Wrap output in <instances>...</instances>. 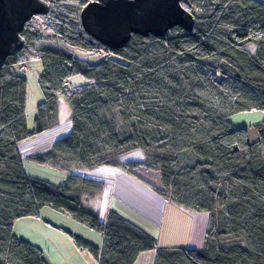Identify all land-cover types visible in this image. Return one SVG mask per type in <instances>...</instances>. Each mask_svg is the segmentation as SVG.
<instances>
[{"label":"trees","instance_id":"1","mask_svg":"<svg viewBox=\"0 0 264 264\" xmlns=\"http://www.w3.org/2000/svg\"><path fill=\"white\" fill-rule=\"evenodd\" d=\"M49 1V14L26 23L22 49L0 66V264H48L38 245L13 233L17 220L37 217L45 206L103 234L98 246L68 232L98 264H134L151 250L156 264H264V118L250 127L253 141L249 128L229 121L264 113V2L182 0L196 19L191 31L133 34L110 49L83 28L80 14L92 0ZM33 60L42 62L44 101L29 129L28 83L17 65ZM213 68L223 75L220 85ZM77 76L82 83L64 86ZM59 97L70 104L72 132L32 158L68 173L63 185L28 176L19 152L20 142L58 124ZM135 151L143 161H122ZM104 167L159 172L161 188H150L208 216L203 248L159 247L114 209L102 222L84 199L102 193L105 181L72 169Z\"/></svg>","mask_w":264,"mask_h":264},{"label":"crops","instance_id":"2","mask_svg":"<svg viewBox=\"0 0 264 264\" xmlns=\"http://www.w3.org/2000/svg\"><path fill=\"white\" fill-rule=\"evenodd\" d=\"M261 1L264 2V0ZM72 82L73 85H75L73 79ZM60 98L61 97H59V99ZM58 106V124L55 127L19 143V152L23 160V164L26 159L34 160L32 158L34 155L47 153L58 140L66 137L72 132L71 112L69 114L65 107L64 111L62 112L60 109L59 100ZM34 107L35 109L33 111L35 113L36 105ZM26 110L28 118L29 111L27 109V99ZM28 128L32 129L33 126L28 124ZM130 160L143 161L144 155L139 151H135L122 157L123 162ZM38 163L40 164V168H46L50 170L48 171L49 173H47V175H42L39 172L40 170L38 172L29 171L24 164V169L26 174H29H27L28 176L46 180L56 185H63L66 182L69 174L64 170L51 167L40 162ZM72 173L79 176L105 181V188L102 193L97 194L92 198L84 199L88 206H91L99 212L100 220L102 222H107L109 213L112 209H114L121 213L128 220L150 232L155 237L157 236L159 232V225L152 219L151 214L146 210L138 209L132 202H130V200L124 199L122 197L123 195H126V193H131L132 191V194L135 195V192L139 191L138 193L141 195V197H145L146 195L152 197L154 193L157 194L152 188L149 187V185L154 186L155 188H161L159 172L147 170L145 168H138L132 172H128L123 168L104 167L95 172L86 169L74 168L72 169ZM50 177H54L55 179ZM120 186L126 188L125 194L122 192L123 195L119 196V198H116L118 188ZM140 186L141 188L143 187L144 190L139 189ZM130 187H135L136 190H131ZM119 195L121 194L119 193ZM157 196L160 195L157 194ZM164 202L166 203L164 204V209H169V213L176 215L180 212L181 214L186 215V218H188L189 224H186L185 227L187 234L185 235L186 245L184 247L202 249L204 246L205 232L208 227V216L186 210L169 202L166 199ZM173 219L174 218L172 217L171 220ZM26 221L31 223L35 222L34 225L36 227L34 226L32 235H28L23 232V228L20 227V224L22 223L19 222ZM72 222L76 221H74L63 209L55 210L51 206H45L40 210L39 216L25 217L17 220L14 223L13 233L18 238L38 245L43 250L44 257L48 264H89L86 260L88 256L86 255L85 257V255L82 254L83 250L76 246L74 240L70 234H68V232L74 235H80L98 246H102L104 236L103 234H100V239L98 241H93L92 238L86 236V234H83L84 231H82ZM159 247L171 248L173 246H170V244L161 246L159 243ZM84 251H86L89 257H92L94 264H98L97 259L90 252L87 250ZM134 264H156V250L141 253Z\"/></svg>","mask_w":264,"mask_h":264},{"label":"water","instance_id":"3","mask_svg":"<svg viewBox=\"0 0 264 264\" xmlns=\"http://www.w3.org/2000/svg\"><path fill=\"white\" fill-rule=\"evenodd\" d=\"M50 9L49 0H0V66L22 49L26 23ZM80 17L84 30L110 49L124 47L133 34L162 37L176 26L191 31L196 22L182 0H92Z\"/></svg>","mask_w":264,"mask_h":264},{"label":"rangeland","instance_id":"4","mask_svg":"<svg viewBox=\"0 0 264 264\" xmlns=\"http://www.w3.org/2000/svg\"><path fill=\"white\" fill-rule=\"evenodd\" d=\"M28 64L30 66V71L28 73L22 74V76L27 79V83H28L27 86V109L29 111V116L27 118L28 124H30V126H33L34 118H35V113L33 111L35 109L34 106L36 105L37 107V105H39L41 102L44 101L43 99L44 94L39 84V77L41 75V71L43 70V66L40 60H33L30 61ZM73 81L74 84L77 85L83 82V78L81 76H77L73 78ZM59 105L62 112L64 111V107H65L68 110V113L70 114L71 112L70 104L64 97H61L59 99ZM263 118H264L263 112L250 111V112H241L232 115L229 118V121L238 128H242V127L249 128L250 130L249 139L253 141L256 139V132L250 127L260 122ZM24 164L26 165V168L29 171L38 172L40 170L39 172L42 175H47V173H49L48 171H50L46 168H40L39 167L40 164L34 160L26 159ZM50 178L55 179L54 177H50ZM130 189L136 190L135 187H130ZM139 189L144 190V188L143 187L141 188V186ZM125 190L126 188L120 186L118 188V193L116 198L122 196L123 195L122 192L125 194ZM138 192L139 191L135 192L136 195L132 194L133 191L131 193H126V195H123L122 198L130 200V202H132L135 205V207H137L138 209L146 210L151 214L152 219L155 222H157V224L159 225L158 226L159 232L156 238L160 243V245L166 246V244H170V246L173 247H180V246L184 247L186 245L185 235L187 234L185 227L186 224L187 225L189 224L188 218H186L187 216L181 214L180 212L177 213L176 215L169 213V209L166 210L164 209V204H166L164 202L165 199L161 196H157V194L155 193L153 195L151 194L152 197H149L148 195H146L145 197H141V195H139ZM119 193L121 195H119ZM172 217L174 218L173 220H171ZM19 223H22L20 224V227L23 228L22 230L23 232H25L28 235L33 234V228L35 226L34 225L35 222L31 223L29 221H26ZM72 223L77 225L82 231H84L83 234H86V236L92 238L93 241H98L100 239L101 236L100 233L91 230L79 224L78 222H72ZM224 242L225 244L228 245L233 243V240L230 238H226L224 239ZM82 254L85 255V257L87 255L88 258L86 260H89L91 264H94V262L91 261L92 259L86 253V251L84 253L82 252Z\"/></svg>","mask_w":264,"mask_h":264},{"label":"built area","instance_id":"5","mask_svg":"<svg viewBox=\"0 0 264 264\" xmlns=\"http://www.w3.org/2000/svg\"><path fill=\"white\" fill-rule=\"evenodd\" d=\"M52 25V22L47 20L46 21V26L50 27ZM104 52H99L100 55H103ZM17 71L19 73H28L30 71V66L27 62H21L17 65ZM212 72H213V80L215 82V84L217 85H220L222 80H223V75L221 73V71L217 68H213L212 69ZM64 86L66 88H70L72 86V80L70 78H67L65 81H64ZM83 253L85 252L84 250L82 251ZM90 258L92 259V257L90 256ZM92 262H94V260L92 259L91 260ZM88 263L91 264V262L89 260H87Z\"/></svg>","mask_w":264,"mask_h":264}]
</instances>
